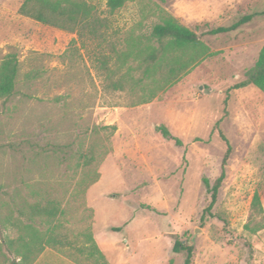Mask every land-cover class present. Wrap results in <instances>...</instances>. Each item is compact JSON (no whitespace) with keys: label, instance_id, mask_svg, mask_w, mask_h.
<instances>
[{"label":"rangeland","instance_id":"374dc122","mask_svg":"<svg viewBox=\"0 0 264 264\" xmlns=\"http://www.w3.org/2000/svg\"><path fill=\"white\" fill-rule=\"evenodd\" d=\"M23 1L0 0V63L18 61L15 93L0 98V264H96L93 244L104 264H183L177 239L193 245L191 264H264V93L232 88L264 44V0H127L114 11L86 0L97 22L81 36L20 14ZM165 15L200 43L144 100L151 80L136 83L137 53ZM220 133L231 151L202 217L203 179L213 185L227 147ZM90 148L97 159L84 166ZM46 200L63 213L30 221ZM34 231L47 242L21 261Z\"/></svg>","mask_w":264,"mask_h":264},{"label":"trees","instance_id":"16d2710c","mask_svg":"<svg viewBox=\"0 0 264 264\" xmlns=\"http://www.w3.org/2000/svg\"><path fill=\"white\" fill-rule=\"evenodd\" d=\"M126 1L107 0V6L110 11H114ZM91 11V6L86 0H24L18 9L20 14L29 16L40 23L72 32L77 31L80 36L83 29L86 28L89 31H93L95 27L97 19L92 17ZM252 16L251 14L243 15L230 25L208 29L206 34L216 35L233 31L249 22ZM151 41L155 42L156 45L152 44ZM198 43H200L198 35L170 15L163 16L160 22L152 26L149 34V44L143 52L139 51L137 53L140 59L135 67L141 71V76L136 83L139 84L151 80L150 87H148L149 95L144 100L152 97L155 89L168 84L176 75L186 69L191 60L183 59L182 53L188 47L197 45ZM157 70L162 71L158 77L155 76ZM17 75L18 61L16 55L14 53L7 54L0 63V98L7 99L15 93ZM27 76L34 77L35 75L34 73H28ZM247 85H253L264 93V44L260 48L254 64L245 71L244 79L234 84L232 88L237 89ZM104 128H107V126ZM110 128L113 129L114 127L111 126ZM157 130L163 138L173 140L176 146H182V141L172 135L165 125H158ZM220 136L226 142L227 147L222 158L220 174L215 179L213 185L210 186L208 180L206 178L203 179V184L209 190L211 199L208 206L204 209L202 217L205 213L210 214V209L216 201L218 189L225 177V165L231 151V146L225 136L221 133ZM96 159L95 151L90 148L84 154V161L81 164L89 166ZM254 200L257 201V196L254 197ZM62 213L63 209L59 207L56 201L46 200L31 204L27 214L30 221H35V219L42 217L54 218ZM262 227H264V222ZM34 232L29 241H22L21 243L23 249L22 254H20L21 261L32 262L43 250L45 242H47L39 236L37 231ZM11 243L12 241H10V245H12ZM92 248H94L95 252L92 251L90 254H97L94 259L95 263L104 264L105 261L97 247L93 244ZM172 251H183L185 253L183 264H191L193 254L192 244L184 243L177 239L172 246ZM12 264L17 263L12 262Z\"/></svg>","mask_w":264,"mask_h":264}]
</instances>
